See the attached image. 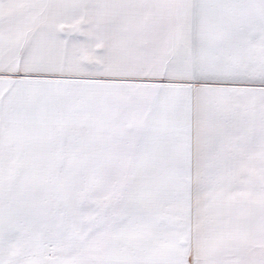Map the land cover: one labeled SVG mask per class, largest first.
Returning <instances> with one entry per match:
<instances>
[{"label":"snow or ice","instance_id":"snow-or-ice-1","mask_svg":"<svg viewBox=\"0 0 264 264\" xmlns=\"http://www.w3.org/2000/svg\"><path fill=\"white\" fill-rule=\"evenodd\" d=\"M0 264H264V0H0Z\"/></svg>","mask_w":264,"mask_h":264}]
</instances>
